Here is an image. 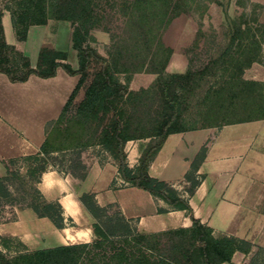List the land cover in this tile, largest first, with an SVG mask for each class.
Instances as JSON below:
<instances>
[{
  "label": "trees",
  "instance_id": "16d2710c",
  "mask_svg": "<svg viewBox=\"0 0 264 264\" xmlns=\"http://www.w3.org/2000/svg\"><path fill=\"white\" fill-rule=\"evenodd\" d=\"M216 1L220 3V0ZM240 1L243 0H237ZM185 2L130 1L122 35L115 40L111 36L107 57L97 53L90 44H83L90 37V29L97 26L95 0H9L5 4L14 32L21 40L26 38L30 25L45 23L49 18L71 21L77 66L72 68L64 61L65 52L43 47L35 67H32L25 54L5 41L0 12V71L11 81H24L31 73L41 77L53 76L56 68L61 66L69 74H79V79L59 115L47 123L45 138L38 150L8 160L12 164L21 160L30 164L25 172L13 168L0 176V221L15 219L14 210L10 218L4 216L7 207L15 210L30 207L38 216L48 217L56 227L73 225V220L64 215L59 202L45 198L37 183L50 162L61 164L72 175L82 178L85 167L76 160L77 151L98 145L108 150L117 161L124 185L143 188L172 209L185 210L192 223L189 227L141 232L132 223L133 219L126 218L119 209L110 212L114 204L101 206L92 192H82L78 200L92 218L95 235L92 241L34 250L25 248L6 254L2 245L6 246L9 238L0 235V264H236L232 261L235 251L246 256L251 254L248 264H264V246L233 235L214 234L210 226L193 216L186 197L147 171L151 156L168 133L195 128L175 127L181 109L177 92L195 71L189 64L184 72H165V63L172 49L160 39L162 29L171 18L185 10ZM257 7L261 5L253 3L251 12L243 11L230 22L226 46L216 58L222 67L201 97L203 113L221 118L209 124L264 118V80L242 76L243 69L252 62L264 63L261 58L264 22L258 19ZM201 33L199 27L195 44ZM139 71L155 73L156 77L147 87L129 89L131 75ZM119 74H123V82ZM154 88L159 90L161 99L160 109L152 112L147 96ZM80 91L82 95L76 100ZM143 106L146 111L140 115ZM143 138L148 141L140 143L138 163L128 170L125 144ZM152 138L156 140L151 141ZM199 159L197 157V161ZM185 178L190 195L202 175L190 173ZM158 210L164 212L166 208L158 207Z\"/></svg>",
  "mask_w": 264,
  "mask_h": 264
},
{
  "label": "crops",
  "instance_id": "0c3cea01",
  "mask_svg": "<svg viewBox=\"0 0 264 264\" xmlns=\"http://www.w3.org/2000/svg\"><path fill=\"white\" fill-rule=\"evenodd\" d=\"M250 1L264 3L263 0ZM8 2L0 0L1 24L7 43L25 54L32 67L37 63L40 49L48 47L65 52L68 63L76 68L77 49L72 46L71 21L49 18L45 23L30 25L26 38L21 40L14 32L10 12L5 7ZM215 4L211 1L209 6ZM186 11L171 18L161 31V41L172 49L164 67L167 73L184 72L190 64L189 47L195 39V28L191 11ZM263 13L264 9L259 17L261 22H264ZM95 29L101 33L102 45L96 42L99 36L94 33ZM89 36L83 44H90L97 53L107 57L109 34L93 27ZM28 43L32 48L30 52L25 47ZM242 76L264 80V63L252 62L243 69ZM155 77L152 72H135L128 81V88L147 87ZM78 79L79 74H69L61 66L53 76L31 73L24 81H11L0 71V176L6 173L9 159L38 150L45 138L47 123L59 115ZM119 79L123 82V74ZM141 141L146 144L148 139ZM127 143L134 151L132 160L128 154L126 160V168L131 170L138 163L140 143L129 140L125 147ZM92 148H81L76 155V160L85 167L82 178L75 177L61 164H54L43 171L37 183L45 198L59 202L73 225L56 227L48 217H40L30 207H24L15 210V219L0 221V235L17 237L29 250L92 241L95 238L92 218L78 200L82 192H92L101 206L116 205L126 218L133 219L141 232L191 225L185 210L172 209L143 188L116 185L122 179L115 159L110 155L100 159L90 152ZM197 157H200L198 161ZM147 171L186 197L193 216L210 226L214 234L233 235L253 244L258 242L261 225L257 217L264 216V118L168 133L151 156ZM190 173L201 174L202 178L189 195L185 176ZM158 207L166 211L159 212ZM236 253L245 255L235 251L232 257Z\"/></svg>",
  "mask_w": 264,
  "mask_h": 264
},
{
  "label": "rangeland",
  "instance_id": "374dc122",
  "mask_svg": "<svg viewBox=\"0 0 264 264\" xmlns=\"http://www.w3.org/2000/svg\"><path fill=\"white\" fill-rule=\"evenodd\" d=\"M96 5V20L97 26L99 30H104L109 34V43L108 47L111 44V36L113 39L120 38L122 35V26L123 21L126 18L127 14V5L132 0H95ZM187 1V0H185ZM214 1L216 4L214 6H209V3ZM188 2V3H187ZM185 2V10L184 12L191 11V16L193 17V25L195 28V36L197 29L200 27L202 33L199 35V40L195 44L194 41L189 47V57H190V66L191 69L195 71L192 75V78L186 83V85H182L177 92L180 103V115L178 121L175 123V127L179 128H190V127H198L205 124H209L212 122L219 121L221 118L219 116H211L203 113V107L201 104V97L204 89L210 82H213L219 74L221 69L220 61H217L216 58L222 52L224 47L226 46L228 36H229V28L230 22L233 18L238 16L241 12H251L253 9V3H258L261 7H257L256 12H258V19L264 9V3H259L256 1L243 0L237 2V0H220V3H217L216 0H189ZM264 2V0H263ZM189 4V5H188ZM256 9V8H255ZM186 11V13H187ZM262 19L264 20V13L262 15ZM104 28L108 29L105 30ZM163 30V29H162ZM95 34H98L99 41L96 42L102 45L103 40L100 38L101 33L99 31H94ZM161 35V33H160ZM96 38V37H95ZM161 39V36H160ZM195 40V39H194ZM30 42V41H29ZM163 43V42H162ZM164 44V43H163ZM100 47H103L101 46ZM106 47V44H103ZM30 43H28L25 47L30 52L32 49L30 47ZM108 49V48H107ZM264 50V47H263ZM262 54L264 52L262 51ZM263 55H261L262 58ZM217 62H216V61ZM65 62H69L67 59ZM94 68V67H93ZM91 72L94 69L90 70ZM120 76V74H119ZM175 88L173 85L172 90ZM82 95V91L77 95L76 100ZM148 101L151 103V111L154 112L160 109V99L161 94L157 88L152 89V91L147 96ZM145 108L143 106L140 111V115L145 114ZM64 126V123H63ZM144 140L147 138H143ZM141 139V140H143ZM140 139L130 140L132 142L141 143ZM156 138H152L151 141H155ZM144 142V141H143ZM146 142V141H145ZM126 153L129 155L130 159L133 158V150L131 149L130 143H127V146L124 147ZM79 151V150H78ZM77 151V153H78ZM95 153L100 159H105L107 156H111V154L104 147H94L90 149V152ZM53 155H56L54 153ZM77 155V154H76ZM112 157V156H111ZM113 158V157H112ZM114 159V158H113ZM117 163V161L115 160ZM30 163L26 160H21L17 164H12L7 162V169L19 168L21 172H25L26 168ZM55 163L50 162L49 165L53 166ZM6 169V170H7ZM116 185H124L123 181H119ZM117 206L113 205L110 208V212L117 210ZM15 209L12 207H7L4 211V216L10 218L13 216L12 211ZM257 220L260 223V229L257 236L258 242L255 245L264 246V216H258ZM135 225V222H132ZM219 235V234H218ZM9 240L6 246L2 245V248L6 254H14L18 250H25V245L17 238V237H8ZM256 248H253L255 252ZM249 256L242 255L240 253H236L232 258L233 262L236 264H248ZM236 258V259H235Z\"/></svg>",
  "mask_w": 264,
  "mask_h": 264
},
{
  "label": "bare ground",
  "instance_id": "6f19581e",
  "mask_svg": "<svg viewBox=\"0 0 264 264\" xmlns=\"http://www.w3.org/2000/svg\"><path fill=\"white\" fill-rule=\"evenodd\" d=\"M236 259V258H235Z\"/></svg>",
  "mask_w": 264,
  "mask_h": 264
}]
</instances>
